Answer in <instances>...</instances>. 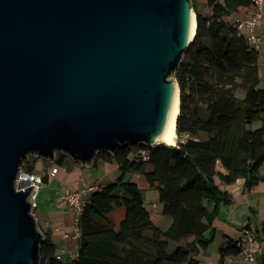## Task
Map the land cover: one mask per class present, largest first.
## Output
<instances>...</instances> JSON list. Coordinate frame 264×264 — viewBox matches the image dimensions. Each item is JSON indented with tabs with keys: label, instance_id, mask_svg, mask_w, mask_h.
I'll use <instances>...</instances> for the list:
<instances>
[{
	"label": "water",
	"instance_id": "95a60500",
	"mask_svg": "<svg viewBox=\"0 0 264 264\" xmlns=\"http://www.w3.org/2000/svg\"><path fill=\"white\" fill-rule=\"evenodd\" d=\"M195 32L192 0H0V264L42 263L24 162L163 143Z\"/></svg>",
	"mask_w": 264,
	"mask_h": 264
},
{
	"label": "trees",
	"instance_id": "16d2710c",
	"mask_svg": "<svg viewBox=\"0 0 264 264\" xmlns=\"http://www.w3.org/2000/svg\"><path fill=\"white\" fill-rule=\"evenodd\" d=\"M192 4L195 36L174 73L180 89L176 145L131 144L115 154L98 153L96 160L117 164L118 176L83 198L69 260L59 258L51 232L41 228V264H200L220 208L232 202L219 184L241 181L250 191L264 182V67L262 74L258 49L231 20L253 0H206L207 13L197 0ZM51 163L72 160L60 152ZM34 167L30 157L22 166L29 172ZM135 174L157 190L161 213L171 219L167 229L152 220ZM255 234L264 249V227ZM240 239L230 237L219 248L221 262L240 255Z\"/></svg>",
	"mask_w": 264,
	"mask_h": 264
},
{
	"label": "crops",
	"instance_id": "0c3cea01",
	"mask_svg": "<svg viewBox=\"0 0 264 264\" xmlns=\"http://www.w3.org/2000/svg\"><path fill=\"white\" fill-rule=\"evenodd\" d=\"M199 1L204 2V0ZM254 10L255 6L253 4L249 7L240 8L232 15L231 20L234 21L237 17H249L253 14ZM206 11L208 12L207 7ZM256 34L260 37L258 49V63L260 64L264 63V27L262 25L256 27ZM50 163L51 162H49V164ZM50 165L45 163V170L39 173L37 172L43 176L47 175V179L43 181L42 185L43 188L44 184H46V189H44L43 192V196L46 197V202L41 205V214H39L37 220L42 229L51 232L57 252L61 253L64 249L66 250L65 253H62L61 260L67 261L74 255L77 237L72 233L74 213L71 208L59 204L60 195L65 188L69 187L78 191L84 190L82 197L88 198L92 190L104 186L108 183V179H115L114 177L117 175L116 172H118V168L113 160H105L103 157L95 160L92 167H86L79 163L72 162L63 165L65 169L63 171L61 166L53 168V165ZM53 169H56L55 174H52ZM219 170L223 171L221 167H219ZM132 179L138 184L142 194L144 189L149 188L141 175L135 174L132 176ZM219 185L231 193L232 202L220 208L219 214L214 221V238L204 251L201 257L202 261L205 260L208 262L207 264H263L264 249H262L261 253L256 255L254 261L250 262L245 261L240 255L235 257L227 256L221 262L219 261L217 253L219 252V248L226 244L228 238H238L241 236L242 230L245 228L246 224H248L247 229L250 231H256L257 228L263 227L264 184L257 185L250 191H245L243 189L241 181L229 185ZM44 205L51 207L54 214L51 212V209L45 210ZM151 217L155 222L152 213ZM251 217L255 221L253 225L250 223ZM156 224L159 225L158 223ZM65 233H67V237ZM206 253H208V255Z\"/></svg>",
	"mask_w": 264,
	"mask_h": 264
},
{
	"label": "built area",
	"instance_id": "2783aa9c",
	"mask_svg": "<svg viewBox=\"0 0 264 264\" xmlns=\"http://www.w3.org/2000/svg\"><path fill=\"white\" fill-rule=\"evenodd\" d=\"M253 5L255 10L253 14L249 17H237L234 20L235 26L238 33H243V29H247V33H243L247 41L256 49H259L260 37L256 34V27L262 25L264 27V2L263 0H253ZM144 155V152H142ZM52 174H55L56 169L52 170ZM17 186H32L34 185L35 193L31 195L33 201L34 210L37 207L35 204L36 195L43 185L42 175L36 172H29L21 167L19 174L16 178ZM84 190L77 191L72 188H65L59 197V204L61 206H67L72 209L74 213V221L72 225V233L75 237L80 234V229L78 227V218L82 212L84 206V200L82 195ZM153 206H156L153 204ZM264 227V225H263ZM72 235V236H73ZM67 237V233H65ZM241 247L240 256L247 262L254 261L257 254L261 253L262 247L261 242L255 231H250L249 229H244L241 234V239L239 242ZM65 249L59 254L61 258L62 253H65Z\"/></svg>",
	"mask_w": 264,
	"mask_h": 264
},
{
	"label": "rangeland",
	"instance_id": "374dc122",
	"mask_svg": "<svg viewBox=\"0 0 264 264\" xmlns=\"http://www.w3.org/2000/svg\"><path fill=\"white\" fill-rule=\"evenodd\" d=\"M205 2H206V0H204V2L197 0L198 8L200 10L204 11L205 13H207ZM243 33L244 34L247 33V29H243ZM259 67L261 69V73L263 74L262 70H263V67H264V63H260ZM262 76H263V80L261 81L260 86H263V84H264V75H262ZM258 125H259V123L256 122V123H254L252 125V127L256 128ZM176 143H177V139H176ZM30 158L35 160V167L34 168L36 170L35 171L36 173L37 172L39 173V172L45 170V166H44L45 163L48 164V165L52 164V163L49 164L48 161H45V160H43L41 158H35L34 156H30ZM52 165H53L52 166L53 168H57L59 166L57 164H52ZM61 167L63 168L64 166L62 165ZM64 170L65 169L63 168V171ZM84 171H87V170H84ZM260 171L262 173H264V165L261 167ZM116 174H117L116 175V177H117L118 176V172H116ZM116 177H114V178H116ZM108 180H109L108 182H110V181H114L115 179L112 178V179H108ZM261 184H264V182H261L259 185H261ZM45 186H46V184H44L43 188L41 187V189L39 190V192L36 195L35 204H36L37 207L35 208V210H33V212L35 213L36 219L39 216V214H41L40 213L41 205H43L44 202H46V197L43 196L44 189H46ZM143 195H144V200H145L146 206L150 209V211H151V213L153 215V219L155 220V222L158 223L160 225V228H162L163 230L167 229L168 226L171 223V219H170L169 216H166V215H163L162 213H160V203L158 201V192H157V190L155 188H146V189L143 190ZM82 198H84V197H82ZM153 204H155L156 206L153 207ZM44 206H45V210L51 209V207H48V205H44ZM223 206H226V205H223ZM51 212L52 213L54 212L53 209H51ZM37 223L39 225V228L41 229V225H40L38 220H37ZM250 223L252 225L255 223V221H254V219L252 217L250 219ZM204 251L205 250H201L200 254L198 256L200 264H207L208 263L205 260L202 261V259H201L202 255L204 254ZM206 254L208 255V253H206ZM217 254H218V257H219V253H217ZM219 261H220V257H219Z\"/></svg>",
	"mask_w": 264,
	"mask_h": 264
},
{
	"label": "bare ground",
	"instance_id": "6f19581e",
	"mask_svg": "<svg viewBox=\"0 0 264 264\" xmlns=\"http://www.w3.org/2000/svg\"><path fill=\"white\" fill-rule=\"evenodd\" d=\"M178 112L177 104L173 107V111L171 114V117L168 121V124L166 126V129L164 131L163 137L161 141L163 143H169V144H175L177 139V133H176V115Z\"/></svg>",
	"mask_w": 264,
	"mask_h": 264
}]
</instances>
